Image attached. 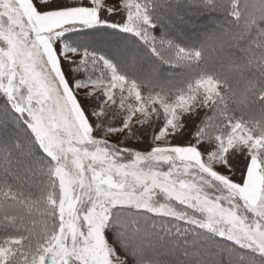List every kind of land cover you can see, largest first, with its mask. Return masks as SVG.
I'll list each match as a JSON object with an SVG mask.
<instances>
[{
	"label": "rangeland",
	"instance_id": "374dc122",
	"mask_svg": "<svg viewBox=\"0 0 264 264\" xmlns=\"http://www.w3.org/2000/svg\"><path fill=\"white\" fill-rule=\"evenodd\" d=\"M162 1L77 0L79 6L71 13L60 15L54 26L67 32L70 29L111 24L124 32L137 35L159 61L162 60L182 68L196 61L199 65L200 76L195 77L194 82L181 95L169 97L167 94H161L162 92L158 93L155 86L145 82L146 80L142 77L133 79L138 83L125 79L106 59H100L96 54H92V58H89L88 55L83 54L86 51L73 43V46L68 45L62 52V58L70 61L67 65L73 80L70 90L63 78L58 75V69L48 71L51 98L43 106L38 104L34 97L30 99L28 88L20 85L19 80L16 81L14 90H9L6 80L3 87L0 88L1 95L4 97V100L2 99L4 108H6L5 101H7L9 104L7 106L15 111L19 120H23L29 131L34 134L37 141L35 145L45 153L48 164L50 161L52 162L51 171L55 179V182L49 187L48 177L41 178V181L35 183L36 188L28 192L22 191L20 188L0 190V206L2 203L6 204L1 209L2 215L15 221L17 229L27 228L28 234V239L22 240L21 234L10 235L7 237L10 240L3 245L0 244V264H53L55 260V254L52 252L55 244L54 237L59 236L60 230L59 208L65 197L62 179L67 180L70 175L71 177L78 176L76 162L78 158L82 157L84 149L89 152L95 149L107 150L116 155L118 150L128 148L127 145L131 147L135 145L137 148L145 150L149 146L155 145L167 150L164 154L174 158L173 149L178 147L184 151L192 149L195 152V154L192 153V158L196 162L191 167L197 171V179L201 180L202 186L213 195V198L221 194L216 189L222 190L226 186L219 182L221 178L216 174L232 175L231 172L226 171L227 164L225 162V157H229L228 151L231 148H233V151H230L232 159L243 157L246 160L252 156L254 160H258L264 165V147L261 144V136L252 134L239 122H235L236 124L232 126L228 136L220 137L219 145L212 153L204 156L194 145L182 144L189 139L188 137H185L186 139L183 141L173 138L175 134L183 135L182 130L185 129L188 119L182 120L181 113L192 108L195 100L197 103L203 102L208 106L215 100L213 104L217 106L222 96L228 102L233 97L231 91L227 93V90L231 85L234 86L235 81L222 66L204 71L202 58L195 52H191L194 47H185L160 34L158 6L167 3L163 4ZM184 1L175 4L179 13L165 8L164 15L161 17L164 19L165 28L168 31L171 29L175 34L177 30L172 27L180 24L186 32L185 34L176 33V35L179 37L190 35L194 41L203 42L202 35L214 33L219 36L223 34L220 41L226 40L234 45L240 43L243 50L234 53V60H238L239 64L233 65L231 70L239 72L240 77L242 72L245 75L254 73L258 78L257 86L259 81H264V0ZM194 2L200 6L195 5ZM227 3H230L231 6ZM207 9L209 12L220 14L221 17L215 18L212 15H207V18L204 17L207 22L205 27L198 26L202 23L199 15L205 14L204 10ZM0 11L7 14L11 8L6 5ZM221 11L224 14H230L231 18H226ZM3 19L6 24L7 15ZM221 29L223 31H220ZM229 32L231 34L228 36ZM250 36H254L252 41L256 43L251 45L253 49H250L249 46ZM115 47L124 49L122 44H115ZM6 48L5 40L0 39V49ZM126 51L124 54L135 57L139 65L150 62L147 57H141L135 51L132 52L128 49ZM243 56L248 57L249 62L243 61ZM93 57H96L102 64L101 68L96 66V62L92 60ZM119 59L124 60L121 56ZM69 65L73 67L71 68ZM218 65H220L219 62ZM72 70L75 71V75ZM103 76L105 77L103 78ZM146 78L148 77L146 76ZM245 83L244 80L243 87L247 90V83ZM74 97L81 98V102L87 109V119ZM227 102L224 103L229 105L230 103ZM111 105L112 108L117 107L118 114L110 119L116 120L109 121V119L102 123L103 117L107 116L109 112H103V110ZM123 106L126 108L124 112H122ZM96 115L100 117L97 118ZM149 123L152 124V127L160 125L151 144L146 143L143 137L138 134L139 132H136L137 129H143L138 126ZM70 125L85 130L90 143H77L79 137H70L67 132ZM134 125L135 129L132 128ZM147 126L149 129V125ZM259 129L264 130V122ZM12 131L11 127H5V134H0V145L14 144L9 137ZM260 134L264 135V132ZM31 140L28 143L33 150L34 145L31 144ZM12 149L13 152L17 151V147ZM70 149H80L81 151L77 153ZM35 158L36 160L32 159L33 162L45 160L42 155ZM201 171L205 173L203 177L200 176ZM236 178L239 179L238 172ZM11 180L13 183L12 177ZM76 191L79 192L78 187ZM235 204L241 217L244 218L245 224L253 230V234L258 235L255 229L258 224L264 225V216L255 215L254 211L250 210V206H245L239 199L235 201ZM260 206L264 207V196L260 197ZM37 208V218H31L28 212ZM3 221L5 222V220Z\"/></svg>",
	"mask_w": 264,
	"mask_h": 264
},
{
	"label": "snow or ice",
	"instance_id": "6c2138e0",
	"mask_svg": "<svg viewBox=\"0 0 264 264\" xmlns=\"http://www.w3.org/2000/svg\"><path fill=\"white\" fill-rule=\"evenodd\" d=\"M6 5L11 11H0V39L7 44L0 49V88L6 80L14 90L19 80L43 106L51 98L49 70L58 69L68 89L73 86L62 58L68 43L96 34L54 26L79 6L77 0H0V9ZM74 99L87 119L81 98ZM67 132L79 137L77 143H90L83 129L70 125ZM166 151L155 145L147 150L133 145L116 155L84 149L76 162L78 176L62 179L53 264H264V225L253 234L235 204L239 199L264 216V165L252 156L225 157L232 175L216 174L226 186L213 198L191 167L192 153L178 147L174 158ZM199 151L208 148L201 144Z\"/></svg>",
	"mask_w": 264,
	"mask_h": 264
},
{
	"label": "trees",
	"instance_id": "16d2710c",
	"mask_svg": "<svg viewBox=\"0 0 264 264\" xmlns=\"http://www.w3.org/2000/svg\"><path fill=\"white\" fill-rule=\"evenodd\" d=\"M162 2L163 4L165 2L167 3L166 5L160 4V6H158L157 12L160 15V20H158L159 31L161 32L160 34L169 37L171 41H176V43H180L185 47H194L191 52H195L200 56V58H202V69L204 71H209L212 68H218L219 66H222L226 72L231 74L235 81L234 86L231 85L227 90V93L231 91V95L233 97V99H230L228 102L222 96L220 98V103L217 106H214L213 104L215 100L209 106L204 105L203 102L197 103L195 100L192 108L181 113V116L183 115L182 120L188 119L184 127L185 129L182 130L183 135H181V137L189 138L182 144H186L187 146L194 145L198 151L199 145L204 144L207 146L208 151H199V153H201L203 156L210 154L215 150L217 145H219L220 137L228 136L232 126L236 124L235 122H239L240 125L246 128V130L252 134L261 136V144L264 147V135L260 134L263 133L264 130L259 129L264 122V89L262 90V88H264V81H259L260 83L258 82L259 85L257 86L258 78L254 73L245 75V73L242 72L240 77L239 72H233L231 70L233 65L239 64L238 60H234V53L243 50V46L240 43L239 45H234L226 42V40L220 41V37L223 36V34L219 36L218 34L207 33L206 35H202L204 38L203 42L194 41L190 35H180L181 37H179L176 35V33L185 34L186 32L180 24L172 27L174 30H177L176 33L173 34L171 29L168 31V29L165 28L164 19H161V17L164 15L165 8L179 13V9L175 7V4L183 3L185 1L163 0ZM194 4L200 6L195 2ZM227 5L231 6L230 3H227ZM204 12L205 14L199 15V17H201L202 23H200L198 26L201 27H205L204 25L207 23L205 18H207V15H212L215 18L221 17L220 14H216V12H209L208 9L204 10ZM221 13L226 18H231L230 14H224L222 11ZM188 21H190V19H188ZM81 30L95 33L96 36H81L75 41L69 42L68 45L73 46L74 44L80 49L86 51L83 54L85 56L88 55L87 57L89 58H92V54H96L100 59H106L116 69L118 74L125 79L136 82L133 79H136V77H142V79L146 80L145 82L155 86L158 93L162 92L161 94H167L169 97L179 96L184 93L186 89L194 82L193 79L195 77L200 76L199 65L196 61L194 63H189L185 68L165 63L162 60L159 61L156 56L153 55V52L150 50V48L147 47V45L137 35L124 32L121 29L115 28L111 24L99 26L93 25L90 27L70 29L67 32ZM220 31H223V29ZM230 34L231 33L229 32L228 36ZM253 37L254 36H250L249 39L250 49H253L251 45L256 44L252 41ZM167 41H169V39H167ZM115 44L124 45V49L126 48V50L128 49L132 52L135 51V53H137L139 56L147 57L150 62H148V64L145 63L139 65V62L135 59V57L124 54V52L127 51L124 49H117ZM120 56L124 60L119 59ZM93 58L94 59L92 60L96 62V66L101 68L102 64L97 60L96 57ZM64 60L66 61L67 65L70 63L69 60ZM249 60L250 59L248 57L245 58V56H243V61H246L247 63ZM218 62L220 65H218ZM69 66L71 68L73 67L72 65ZM69 70L70 68L67 67L68 72ZM72 73L74 75L76 74L74 70H72ZM146 76L151 79L149 80L146 78ZM104 77L105 76H103V78ZM244 80L247 83H245L247 90H245L243 87ZM249 85L250 87H248ZM237 90L238 94L236 95ZM2 99L4 100V97L0 92V134H5L4 129L6 126L11 127L13 131L9 137L12 139L14 144L11 143V145L8 146L0 145V190H13L20 188L22 191H33L34 188H36L35 183L41 181V178H45L46 176L49 179L50 187L51 184L55 182L51 171L52 162L50 161L48 164L45 153L42 150H39L35 145L37 141L34 134L29 131L23 120H19V117L15 114V111L12 108L11 110L10 107L7 106L9 105L7 101H5L6 108H4V101ZM224 102L230 104L226 105ZM125 109V106H123L122 112H124ZM196 109L197 112H195ZM116 110L117 107L112 108V105L105 108L103 112H109L107 116L103 117L102 123L108 121L110 118L118 114ZM96 117L99 118L100 116L96 115ZM114 120L116 119H110L109 121ZM135 125L132 127L133 129L136 128ZM147 125H149V129ZM138 127L143 129H137L136 132H139L138 134L143 137V140L146 143L151 144L154 134L160 125L157 127H152V124L149 123ZM256 128L258 129L256 130ZM30 140L31 144L34 145V151L31 150V145L28 143ZM183 140L184 139L181 141ZM16 147L17 151L13 152L12 148ZM127 147L130 148L131 146L127 145ZM230 151H233V148L228 151L229 157H231ZM41 155L45 158V160L33 162L32 159L36 160L35 157L39 158ZM233 160H235V157ZM11 177L14 179L13 183H11ZM24 183L27 184L24 185ZM4 205L6 204L2 203V206H0V244L3 245L6 243V241L10 240L7 237L15 234H21V240L25 238L28 239V234L26 232L27 228L17 229L15 226V221L9 220L2 215L3 213L1 212V209ZM37 210L38 208L29 211L28 215L31 218H37ZM30 217L26 218L30 219ZM3 220H5V222ZM10 226L14 227L15 229L11 228ZM15 257H17V255H15Z\"/></svg>",
	"mask_w": 264,
	"mask_h": 264
},
{
	"label": "bare ground",
	"instance_id": "6f19581e",
	"mask_svg": "<svg viewBox=\"0 0 264 264\" xmlns=\"http://www.w3.org/2000/svg\"><path fill=\"white\" fill-rule=\"evenodd\" d=\"M188 152L195 154V152L192 149H187Z\"/></svg>",
	"mask_w": 264,
	"mask_h": 264
}]
</instances>
